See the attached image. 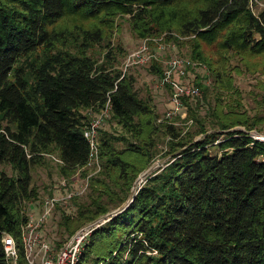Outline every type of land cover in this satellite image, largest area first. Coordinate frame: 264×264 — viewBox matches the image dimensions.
I'll return each instance as SVG.
<instances>
[{
	"label": "trees",
	"instance_id": "1",
	"mask_svg": "<svg viewBox=\"0 0 264 264\" xmlns=\"http://www.w3.org/2000/svg\"><path fill=\"white\" fill-rule=\"evenodd\" d=\"M257 3L263 6L254 12ZM125 13L136 37L163 29L189 37V55L207 64L216 89L233 90L236 66H217L226 54L264 59V0H0V238H14L19 263L24 207L37 197L32 166L51 153L61 176L83 166L90 153L84 126L106 103L103 120L125 135L97 128L100 169L88 179L87 200L72 198L75 213H59L53 246L119 206L153 156L156 113L137 94L135 77L115 67L111 49L99 62L90 53L108 45L114 17ZM63 18L78 22L75 32ZM177 36L165 39L179 42ZM191 111L201 138L171 148L165 165L139 180L128 205L90 231L74 264H264V141L247 132L254 119L230 106L220 116L207 108L204 115L216 120L205 129ZM237 124L244 130L227 131ZM163 129L178 137L173 126Z\"/></svg>",
	"mask_w": 264,
	"mask_h": 264
},
{
	"label": "rangeland",
	"instance_id": "2",
	"mask_svg": "<svg viewBox=\"0 0 264 264\" xmlns=\"http://www.w3.org/2000/svg\"><path fill=\"white\" fill-rule=\"evenodd\" d=\"M262 6V3H257L252 9L256 12V10ZM128 17L129 15L127 13L115 16L113 19L114 26L109 30L110 34L108 33V45L106 46L105 41L95 44L90 53L97 57L99 62L102 59L104 52L111 49L116 59L115 67L122 72H131L133 74L135 77L137 94L140 97L148 99L153 111L156 113V117L154 118V126H156V130L151 133L152 142L155 146L150 151L153 156L146 164V166L148 165L147 167L152 166L156 169L164 165L171 157V153H168V151L175 147L179 142L182 143L189 139L196 140L201 138V135L198 134V124L193 121L192 117H190V115L194 116L191 109L196 111L195 114L199 119L203 120L205 129H209L212 127V120L215 121L216 117L213 114L209 116L204 115L206 109L209 108L216 116H220L221 113L225 112V108L230 106L235 111L242 112L254 119L255 123L248 131H254L264 136L263 57H247L246 59L240 60L237 56L229 58V54H226L228 60L217 66H225L227 69L229 66H236V71L230 70L233 90L226 88L216 89V87L212 85L207 64L194 59L189 55V37L177 36L175 32L164 29L157 34L147 36L146 38L136 37L130 29ZM60 22L66 27V29L71 30L72 33L76 30L75 24H78V22L72 21L68 18H63ZM166 34L175 35L180 41L174 42L171 39L166 40ZM143 40L147 43V54L150 55V58L141 64L133 63L125 65L126 56L129 53L136 51ZM202 47L210 58L218 57L217 52L214 50L207 48L205 45H202ZM174 56L184 62L185 74L177 76V73L174 72V75H171L170 73L165 77L164 72L168 69L167 62L170 57ZM152 66H157L159 68V75L153 72L154 69ZM172 80L177 82L176 84L178 87L183 89L192 88L196 93L194 94L191 92L184 94L182 92L179 95L177 94L183 106L178 114L166 118L164 117L165 110L173 106L171 102V98L174 95L172 89L174 84ZM196 81H201L202 84L207 85V88L200 89L194 85ZM165 124L173 126L176 131L179 132L177 138H171L165 133L163 129ZM100 126L108 134L113 136L120 134L125 135L121 127L112 120L104 119ZM234 127L244 130V126L240 124H237ZM114 146L120 149L124 145L121 142H115ZM54 158V153L44 154L42 162L31 168V186L36 190L37 197L36 199L28 201L30 202L29 206L26 204L27 213H30L31 211V213H34L37 218L39 214L38 202L43 198L53 194L60 195L64 191V188H66L67 191H77L80 184L84 183L85 180L86 186L82 193L73 195L70 199L65 201L66 204L62 205L61 202L57 203L47 219L41 224L39 229L41 237L50 245H53L52 239H58L61 235L60 229L57 227L59 213H75L72 198L87 200L86 196L89 193L88 179L91 176H95L100 169V162L97 159L96 162H92L91 165L80 166L72 173L61 176L58 173V166L56 165ZM160 159L163 161L158 164L157 162ZM1 168L7 174L12 173L7 164H2ZM143 169L140 170L138 175L145 170ZM61 179H64L65 187L57 190ZM136 184L135 186L137 188L140 181H137Z\"/></svg>",
	"mask_w": 264,
	"mask_h": 264
},
{
	"label": "built area",
	"instance_id": "3",
	"mask_svg": "<svg viewBox=\"0 0 264 264\" xmlns=\"http://www.w3.org/2000/svg\"><path fill=\"white\" fill-rule=\"evenodd\" d=\"M150 58V55L147 54V43L145 40L141 42V45L138 46L137 50L129 53L125 59V65L133 63H144ZM168 69L164 72L165 77L170 73L174 75V72L177 73V76H182L185 74L184 71V62L174 57H170L167 62ZM174 87V95L171 98L173 106L164 112V117H171L172 115L178 113L182 107V102L178 98L177 94L180 93H196L192 88H181L177 86V82L172 80ZM108 106L107 103L105 106L100 109L98 112L93 114L89 121L86 123L83 129V136L88 142L90 153L89 158L84 165H91L92 162L97 160V145H96V133L97 128L101 125L104 116L107 114ZM250 136L255 139L264 141V136L254 132L248 131ZM55 161L59 162L58 159L54 158ZM83 165V166H84ZM86 186V180L84 183L80 184L77 191H67L64 188V191L60 195H51L45 197L42 200L41 208L39 214L36 217H32V213L27 214L28 219L25 224L20 226V240L22 245V258L23 263H19V255L17 247L15 244L14 238L7 233H3L0 241L2 243L3 256L6 264H74L79 250L86 240L90 231L97 225L90 227L86 222L84 225L76 229L63 243L59 248H55L53 245H50L45 239L41 237L40 226L47 219L51 211L54 209V206L61 202L62 205L66 204L65 201L71 198L73 195L80 194L84 191ZM65 187L64 179H61L57 190Z\"/></svg>",
	"mask_w": 264,
	"mask_h": 264
},
{
	"label": "water",
	"instance_id": "4",
	"mask_svg": "<svg viewBox=\"0 0 264 264\" xmlns=\"http://www.w3.org/2000/svg\"><path fill=\"white\" fill-rule=\"evenodd\" d=\"M236 129H239V128H237V127H232V128H230V129H228L227 131H233V130H236ZM239 130H241V129H239ZM162 161H163V160L160 159L157 163L160 164ZM164 165H165V164H164ZM164 165H162V166H164ZM153 169H154V168H153L152 166H149V167H147V168H146L141 174H139V175L135 178V180H134L133 183H132V186H131V188H130V191H129V193H128L126 199H125V200H124L119 206H117L116 208H114V209H112V210H110V211H108V212H106V213H104V214H102V215H99V216L96 217L95 219L91 220V221L88 223V225H89L90 227H92V226H95V225H97V224L103 223L104 221L108 220L110 217L114 216L115 214H117V213H119L121 210H123V209L128 205V203L132 200V198H133V196H134V193H135V191H136V186H135V184H136L137 180L140 178L139 180L141 181L145 176H147L148 174H150V173L153 171Z\"/></svg>",
	"mask_w": 264,
	"mask_h": 264
},
{
	"label": "crops",
	"instance_id": "5",
	"mask_svg": "<svg viewBox=\"0 0 264 264\" xmlns=\"http://www.w3.org/2000/svg\"><path fill=\"white\" fill-rule=\"evenodd\" d=\"M43 199H44V198H43ZM43 199H42V200H43ZM42 200H41L40 202H38V203H39V210H40V208H41ZM27 205L29 206V205H30V202H28ZM29 210H30V208H29ZM24 211L27 213V211H26V206L24 207ZM30 213H31V211H30ZM27 214H29V213H27ZM32 217H33V218L35 217V214H34V213H32Z\"/></svg>",
	"mask_w": 264,
	"mask_h": 264
},
{
	"label": "bare ground",
	"instance_id": "6",
	"mask_svg": "<svg viewBox=\"0 0 264 264\" xmlns=\"http://www.w3.org/2000/svg\"><path fill=\"white\" fill-rule=\"evenodd\" d=\"M140 179V178H139ZM139 179L137 181H139Z\"/></svg>",
	"mask_w": 264,
	"mask_h": 264
}]
</instances>
